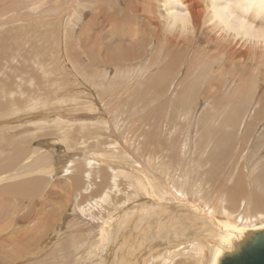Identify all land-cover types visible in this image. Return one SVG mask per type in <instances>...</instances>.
Masks as SVG:
<instances>
[{"label": "rangeland", "instance_id": "1", "mask_svg": "<svg viewBox=\"0 0 264 264\" xmlns=\"http://www.w3.org/2000/svg\"><path fill=\"white\" fill-rule=\"evenodd\" d=\"M124 4L123 0H0V166L12 158L15 149L22 146H25L29 151H33L36 146H42L55 156H52L54 171L51 174L47 176L27 175L7 180L4 182L5 186H1L6 187L18 179L23 181L35 176L42 179L43 176L45 177V188L35 192L34 197H25L19 192L9 193V195L0 194V211H2L0 213V242L11 240L17 228L32 230V234L44 229V237L41 236L37 243L34 241V245H23L22 249L13 250L12 260L1 264H164L163 261L165 264L168 261L167 264H174L175 261L180 264H201L194 261L196 259L189 253L182 251V248L191 245L194 239L197 242L195 234L201 232L200 227L203 228L200 221L196 218L194 221V218L187 217V212L181 209L180 211L174 203L166 205L167 209H161L167 210L165 213L158 211L155 213L156 215L143 214L142 216L141 214L144 212L143 207L147 208L150 201L147 195H143V192L139 191L141 190L140 184L136 183L134 168L139 165L141 169L143 165L146 168V163L148 166L147 161H151V158L153 160L155 158V162H153L161 165H158L161 168L160 170L154 168L155 173H152L148 167L143 169L148 172V175L150 174V181L161 180L159 174H162V169L169 177H180L182 174L180 178H184V176L187 179L191 178L189 180L192 183L200 184L203 188V191L201 190L202 192L197 196V201L203 202L202 197L207 198L205 206L211 202L209 206H212L216 211L215 207L217 204L221 205V195L224 193L222 183L225 182V177L229 178L230 176L225 191H230L235 185L242 186L244 190V193H241V202H237L233 209L244 210L246 214L249 212L250 215L256 213V216H258L257 214L264 216V203L259 207L252 205L250 201V199H255L264 202V188L261 185L264 182H261V178H259L260 174H264V120L259 123V126L253 123L244 128L248 121H253V111L258 108V104L261 108V103L257 104L256 102L257 83L254 82L252 88V104H248L245 108L243 105L242 108H235L238 104L235 101L238 100L232 95L234 84L231 75L235 74L234 72L229 77L227 76L230 73L227 76L224 73V77H221L225 79H221L223 86L226 85L222 91L219 89L213 96L204 93L201 88L206 85V81L209 79L207 76H213V74H209L211 69H208V72L205 71L203 51L191 46L190 58L186 65L189 66L194 60L196 67L201 65L205 72L203 80L206 83H203V80L200 83L197 82L199 85L195 91L186 92L188 100L182 97L183 92L181 94L178 92L179 90L174 91L177 95L173 93L174 96L170 103L167 99V96H170V94H166L168 86L173 82H182L183 80L185 69L180 68L182 65L180 63L178 68H175L164 81V86L151 82L154 81L151 79L149 81L151 83H148L149 87L143 89V86L139 87L142 81L139 79L135 85V91L139 92L134 94L123 92L122 89L125 86L123 83L126 80L130 83L131 79L125 76L117 77L119 73L116 74L115 69L119 64H111L110 59L107 60L105 55L106 47L111 44V38L114 37L113 31L114 33L117 31L111 30V26L112 29H116L115 27L120 29L121 24L115 22L128 19ZM129 15L134 19V28L139 30L140 35L143 25L140 27L139 24L144 22L143 19L141 20L134 9L129 11ZM143 37L147 42L152 40L146 33H143ZM96 41L98 42L96 43ZM141 46H144L145 53L151 49L145 43L134 47L140 48ZM112 51V53L115 51L120 53L116 49ZM167 51L166 55L169 56V51ZM109 53L111 55V50ZM161 53L163 51L160 48H153L152 58ZM197 54L200 55V58H197ZM149 55L132 62H125L122 66L125 68L137 65L141 68L145 67L144 60L147 61ZM151 71L156 73L157 67L152 68ZM214 75H218V73ZM118 80L119 82L122 80L121 85ZM217 81H219L218 78L215 79V82ZM109 84L113 90L111 87L108 88ZM179 93L182 96H178ZM185 100L188 105H185ZM180 102H183L184 105ZM228 102L233 105H227ZM236 109L241 110L243 116L238 130L243 128L242 136L246 134L245 130L250 136L247 139L242 137V140L235 141L232 150H229L230 154L221 160L219 153H216L220 148V142L217 141L218 130H213L214 134L209 136L203 134V130L207 128V124L204 123L205 114L207 115L209 111L208 113H213L217 119V122L210 123L212 129L216 123L221 122L223 114L227 115L232 111L231 117L236 116L234 114ZM213 116L212 118H214ZM258 118L255 122L258 121ZM202 120L204 122H201ZM170 131L171 133H169ZM163 134L165 136H162ZM128 139L129 142H126ZM6 140L8 141L6 142ZM113 140L118 145H108V143H113ZM131 143L137 148L133 149ZM96 144L98 145L96 146ZM110 145L115 146L111 147ZM225 146L221 142L223 149ZM133 150L140 157H137ZM99 153H103V156ZM108 153L109 155H104ZM155 154L158 157H155ZM97 155L101 158H98ZM167 156L170 157L167 158ZM171 156L173 157L171 158ZM175 156L176 158H174ZM92 157L95 159L93 162L91 161ZM218 157L220 158L219 167L211 171V165ZM103 164L104 166H102ZM133 166L135 167L132 168ZM127 168L133 173V176ZM13 169L14 167H9L10 171ZM178 170L181 172L179 173ZM190 170L191 172H189ZM185 173L193 175L190 177ZM183 174L185 175L183 176ZM127 177H133V180L128 181L132 178ZM206 177H211L210 181L213 179L214 182H209ZM157 178L158 180H156ZM218 178L220 179L219 183ZM81 180L82 182H79ZM206 184H209L208 187L211 189L207 188ZM230 186L232 187L230 188ZM119 190L124 193L121 195ZM137 194L141 195L137 197ZM132 197L135 199L134 201ZM118 205L122 207L119 208ZM135 207L138 208L134 209ZM169 207H172V211L176 214ZM250 208L251 211H249ZM238 211L235 212V215L239 214ZM131 212L132 215H130ZM162 212L166 214H163V217ZM120 218L122 221H119ZM133 218L134 220H132ZM157 220L162 223V228ZM120 222L122 223L120 224ZM180 228L184 231L179 230ZM162 231L164 235L161 237ZM176 232L180 236L181 232L188 234L185 242H179L174 237L178 235ZM23 241L18 242V245ZM181 243L183 247L179 246ZM177 249L178 251H176ZM178 262L177 264H179Z\"/></svg>", "mask_w": 264, "mask_h": 264}, {"label": "bare ground", "instance_id": "2", "mask_svg": "<svg viewBox=\"0 0 264 264\" xmlns=\"http://www.w3.org/2000/svg\"><path fill=\"white\" fill-rule=\"evenodd\" d=\"M123 1L125 3L124 4L125 10H127L126 17L128 19L126 21H119V20L116 21L115 20L116 21L115 23L121 24V26H119L120 29L118 27H115L116 29H112V26H111V30H115V31L117 30V31H116V33H114V31H113L112 35L114 37L111 38V42H110L112 45L109 44V46L106 47V55H105L107 60L110 59L109 62L111 64H114V65L119 64V66L116 67V69H115V73L116 74L119 73L117 75V77L122 78V76H125V77L131 79L130 83H128V80H126V82L123 83V85L125 84V86L122 89L123 92H129L130 94L136 93L138 90L135 91L136 90L135 85L139 82L138 81L139 79L142 80L139 87L143 86V89H146V87L148 86V83H151V82H154L157 85L161 84L162 86H164L165 85L164 81L167 79L168 76H170V74L175 70V68H178L177 66L180 63V64H182L180 68L185 69L184 76L182 78L183 80H182V82H180V81L179 82H177V81L173 82L168 86V91L166 94L167 95L170 94V96L169 97L167 96V99H168V102L170 103L171 100L173 99L172 96H174V94H176V92L174 93V91L179 90L178 92H180V93L183 92V96L180 95V93L178 94V96L180 95L184 99L188 100V94L186 92H189V90L191 92L195 91V89H197L196 87L199 85L197 82L200 83L205 77V72H204L203 68L201 67V65L196 67L195 60L192 63H190L189 66L186 65V62L190 58V47L193 46L195 48L202 50L204 53L205 71H207L208 69H211V70H209V74H213V76H216V77H213L210 75L207 76L209 78L206 81L207 83L204 82V80H203V83H206L204 88H201L204 93H208L210 96H213L218 92L219 89H221V91H222L226 85L223 86V81H221V79H224V78H221V77L222 76L224 77V75H223L224 73H226V76L228 73H230L227 76V77H229L232 74V72H234L236 75L233 74V75H231L233 78H231V77L230 78L232 79V82L234 84V85L232 84L233 85L232 86V88H233L232 89V92H233L232 95L234 97H236V99L238 100V101H235L238 103L235 108L241 107L242 105L245 108V106H247L248 104H252V101H251V97H253L252 96V93H253L252 88H253L254 82L257 83L256 102H257V104L259 102L261 103V108L259 107V104H258V108H255L253 111V115H254L253 121L252 122L248 121L246 123V126H244V128H247L248 126H250L253 123H255V125L259 126V123H261V121L264 120V115H263L264 112L262 114V111H264V0H137V3H136V0H123ZM133 9L138 14V16L141 17V20L143 19V21H144L142 24H139L140 27H141V25H143L142 26V33H140V35H139V30L134 28V26H135L134 19H132L131 16L129 15V11H131ZM169 9H174V11H169ZM119 24H116V25H119ZM143 33L148 34L149 38L152 40L147 42L145 40V38L143 37ZM97 42L98 41H96V43ZM144 43L146 45H149L151 48L148 53L144 52L145 51L144 46H141L140 48L134 47V46L142 45ZM114 48L117 51H120V53H116V51L114 53H112L113 52L112 50H115ZM153 48H160V50H162L163 53H161L157 57L152 58L153 57ZM110 50H111V55L109 53ZM166 51L169 53V56L166 55ZM147 54H150L151 56L149 55V58L147 61H145L143 59L144 62H146L145 67L141 68V67H138V65H137L136 67L125 68L122 66V64L125 62H132L135 59L145 57ZM199 56L200 55L197 54V58H200ZM201 58H202V56H201ZM102 60H104V59H102ZM150 62H152V63H150ZM103 63H105V62H103ZM141 63H142V60H141ZM207 64H209V65H207ZM137 67H138V70L136 71ZM154 67H157L156 73H153L154 70L151 71V69ZM107 70H105V71H107ZM111 70H112V68H111ZM147 73H149V74L146 75ZM216 73H218V75H214ZM216 78H218L219 81L215 82ZM151 79L154 81H151ZM121 81L122 80H120V82ZM149 81H151V82H149ZM118 82H119V80H118ZM120 82H119V84L121 85ZM102 83H101V85H102ZM103 85H105V84H103ZM110 87L112 88L111 84H109L108 88H110ZM226 88H229V87H226ZM112 90H113V88H112ZM180 90H182V91H180ZM191 92H190V94H191ZM180 103L183 104V102H180ZM184 103H185V105L186 104L188 105V102H186V100ZM227 105L232 106L233 103L228 102ZM235 111H236V113H234V114H236V116L234 115L231 117L232 111L229 113L226 112L227 115L223 114L221 116V122H220L221 124L216 123V125L212 129H211L210 123H212L214 121L217 122V119H216V117L213 116V113L209 114L208 113L209 111H208L207 115L205 114V122L203 120L201 121V122H204L205 124H207V128L204 127L205 129L203 130V134L205 136L206 135L209 136L211 134H214L213 130L214 131L216 129L218 130L217 133L219 135H218L217 141H218V143L220 142V148L218 147L219 152H216V153L217 154L219 153L218 155L221 158V160L230 154L229 150L231 148H233V143L235 141L242 140V137H244V139H247V137L250 136V135L249 136L247 135V130H245L246 134L243 136H242V134H244V132L242 133L243 128H240V130H238V127H240V124L242 122L241 119L243 116L241 115V110L236 109ZM212 116L214 118H212ZM260 116H261V119H259ZM202 117H204V116L202 115ZM257 117H259L258 121L255 122ZM117 121H119V120H117ZM158 123H159V121H158ZM164 124H167V123H164ZM163 127H164V125H163ZM168 130L169 129L167 128V132H168ZM95 132H94V135H95ZM181 132H182V130H181ZM169 133H171V131ZM146 134H148V133H146ZM154 134H155V132H154ZM156 135H158V134H156ZM173 135H174V133H173ZM162 136H165V135L163 134ZM96 137H97V134H96ZM134 140H136V139H134ZM134 140H133V143H134ZM137 140H139V139H137ZM160 140H161V138H160ZM7 141L8 140H6V142ZM123 141H125V140H123ZM156 141H157V139H156ZM126 142H129V139H128V141L126 140ZM221 142H223L224 146H225V144H227V146H225L224 149L221 147ZM133 143H131L132 147H134ZM152 143H153V140H152ZM171 143H174V142H171ZM39 144H41V143L39 142ZM109 144H111V145L116 144V142L114 143V140H113V143H108V145ZM125 144H127V143H125ZM142 144H143V142H142ZM97 145L98 144H96V146ZM116 145H118V143ZM161 145L162 144H160V146ZM114 146L115 145H113L111 147H114ZM160 146H158V147H160ZM165 146H167V145H165ZM105 147L107 148V145ZM139 147H141V146H139ZM161 147L163 148V146H161ZM168 147H169V145H168ZM135 148H137V147H134L133 149H135ZM97 149H98V147H97ZM175 149H177V148H175ZM30 150H32V149L30 148ZM139 150H140V148H139ZM158 150H159V148H158ZM158 150H156V151L158 152ZM131 152H132V150H131ZM133 152H134V150H133ZM144 152H146V151L144 150ZM94 153H96V152H94ZM51 154L52 153L50 151H47V149L46 148L44 149L42 146L34 147L33 151L27 150L25 146H22L20 148L15 149L14 155L12 156V158H10V160H8L6 163L1 164V166H0V187L5 186L4 182L7 180H14V179H17V178H20L23 176H27V175H32V174H34V175L35 174L36 175H46V176L51 174L54 171L53 170V164H52V156L53 155H51ZM96 154H98V153H96ZM99 154H101V153H99ZM161 154H163L162 151H161ZM104 155H109V153L104 154ZM152 155H154V154H152ZM178 155H181V154H178ZM101 156H103V153L101 154ZM126 156H128V155H126ZM130 156L131 155H129L128 157H130ZM136 156H137V154H136ZM147 156H146V158H147ZM53 157H55V156H53ZM97 157H98V155H97ZM137 157H140V156H137ZM155 157H158V155H156ZM168 157H170V156H167V158ZM172 157L173 156H171V158ZM219 157L215 160V163L213 161V163L211 165L212 166L211 171H213V170L217 169V167H219L218 166L219 160H220ZM93 158L94 157H92V160H91L92 162H93V160H95ZM98 158H101V157L99 156ZM174 158H176V156ZM112 159H114V158H112ZM124 159H125V157H124ZM141 160H144V159H141ZM154 160H155V158H154ZM154 160L151 158V161H147L149 163L148 166L146 163V168L147 167L150 168V171L152 173L156 172L154 170V168L157 170L158 169L160 170V168H161V167H158L159 164L154 163L155 162ZM156 160H157V158H156ZM176 160H178V159H176ZM108 162H109V160H108ZM152 162L154 163V166H153ZM101 163H103V162H101ZM133 163H135V162H133ZM160 163H162V162H160ZM171 163L173 164V162H171ZM174 163H176V162H174ZM106 164H108V163H106ZM98 165L100 167L99 163H98ZM17 166H19V167H17ZM102 166H104V164ZM159 166H161V165H159ZM9 167H14V169L12 171H10ZM134 167L135 166H133L132 168H134ZM139 167H140V165L137 166L136 168H134L135 169L134 173L136 174L135 178L137 179V182H136V180H135V182L137 184H140V187L139 186L138 187L141 190H139L138 188L137 189L139 191H142L143 195H147V197L149 198V201H150V204L146 206L147 208L143 207L144 212L142 211L143 212V213H141L142 216H143V214L144 215H147V214L151 215V214H155L158 211L159 212L164 211L161 209L162 208L164 209L165 206L168 205L169 203H171L172 205L174 203V205H176V207H179V210L181 209V210L187 212V217L194 218V221L196 218L198 221H200L202 223L204 230H202L203 228L200 227L201 232H198L196 234L194 233L195 237H197V239H198L197 242L194 239V241L192 242L191 245L189 244V246L187 245L184 247H183L182 243L180 245L178 244L179 246L183 247L182 248L183 252L189 253L190 256H192L196 259L194 261L200 262L201 264H219V262L223 258V256H225L227 253L233 251L236 248V245L238 242L242 241L251 232H253L255 230H262L264 228V216L263 215L257 214L258 216H256L255 212H254L255 215H250V214H248L249 212L246 214L244 212V210L240 211V209H239V211H238L237 209L236 210L233 209L236 206L237 202H239V203L241 202V200H242L241 193H244V190H243L242 186L235 185L233 187L230 186V188L231 187L232 188L230 189V191L226 192L225 187L227 185L226 184L227 181H229V178H231L230 176H229V178H227V177L224 178L225 182L222 183V190H224V193L222 195L220 194L221 195V205L217 204L215 207L216 211H214L212 206H209L211 202L208 203L209 204L208 206H205L206 199H207L206 197H205L206 199H204V197H202V199H201V200H204L205 203H204V201L203 202L197 201V196L203 191V188L201 187L200 184L192 183V181H190L191 178L188 177L190 180L185 178L184 175L186 173L183 174L184 178H180V177H182V174L180 177H178V176L177 177H172V176L169 177L166 175V173L162 169V172L161 171L160 172L164 176H161L162 174L161 175L159 174V177L161 178V180H158V178H157L156 180H158V181L152 182L149 179L150 174L148 175V172L143 170V169H146V168H144V165H143V167L141 165L142 169ZM163 167H164V164H163ZM94 168L95 167H93V169ZM122 169L124 170V168H122ZM128 169L129 168H127V170ZM15 170H16V172H15ZM191 170L189 172H191ZM185 171L187 172V170H185ZM103 172H105V171H103ZM128 172H130V171L128 170ZM175 172H174V174H175ZM178 172L180 173L181 170L180 171L178 170ZM182 172H184V171H182ZM130 173H132V172H130ZM201 173H204V172H201ZM90 175H91V173H90ZM186 175L191 177L193 174L192 175L186 174ZM86 176H87V174H86ZM132 176H133V173H132ZM165 177H166L167 181L165 180ZM127 178H132L128 181L133 180V177H127ZM127 178H125V179H127ZM210 178H207V179H209V182H211V181L214 182L213 179L210 181ZM259 178H261V180H260L261 182H264V174L263 175L260 174ZM44 179H45L44 176H43V179L37 178L36 176L33 178L23 180V181H21L22 179L21 180L18 179V181H14V182L10 183L9 185H7L6 187H1L0 188V192H1L0 194L1 195H9V193L12 194L14 192H19L20 194H22L25 197H34L35 192L39 191L42 188L43 189L45 188V180ZM153 179H155V178H153ZM75 180H77V179H75ZM217 181L219 183L220 179L218 178ZM79 182H82V180ZM203 183H204V181H203ZM129 185H131V184H129ZM261 185L264 188V183H261ZM132 186H133V184H132ZM206 186H207V188H209L208 187L209 184L208 185L206 184ZM212 186H215V185H212ZM134 188H136V187H134ZM209 189H211V188H209ZM211 192H212V190H211ZM120 193H121V191H120ZM122 193H124V191H122ZM122 193H121V195H122ZM255 193H258V192L255 191ZM37 194H39V193H37ZM139 195H141V194H139ZM139 195L137 197H139ZM217 195H218V197H220L218 193H217ZM132 196H133V194H132ZM107 197H109V196L107 195ZM211 197H213V195ZM253 197H251V198H253ZM122 198H124V197H122ZM1 199H3V198H1ZM134 200L135 199L133 198V201ZM262 200H263V198H262ZM129 201H127V202H129ZM250 201H251L252 205L259 206V207H261L262 204L264 203L263 201L261 202V201L255 200V199H250ZM109 203H110V201H109ZM216 203H217V201H216ZM123 204L125 205V203H123ZM144 205H146V204H144ZM107 206H108V204H107ZM120 206H119V208H120ZM263 206H264V204H263ZM104 207H106V206L104 205ZM237 207H238V205H237ZM111 208L114 209V207H111ZM137 208L135 207L134 209H137ZM107 209H108V207H107ZM165 209H167V208H165ZM170 209L172 211V207ZM175 210H177V208H175ZM117 211L119 212V210H117ZM166 211L167 210H165L164 213ZM237 211L239 214L235 215L236 214L235 212H237ZM249 211H251V208ZM0 213H2V211H0ZM135 213H136V211L134 212V214ZM164 213L162 212V217H163ZM173 213L176 214V212H173ZM138 214H139V212H138ZM168 214H170V213H168ZM251 214H253V213H251ZM130 215H132V212ZM130 215H127V216L130 217ZM164 215H166V214H164ZM43 218H45V217H43ZM255 218H258V219H255ZM127 219H128V217H127ZM146 219H147V217H146ZM124 220H125V218L123 219V221ZM132 220H134V218ZM137 220H138V218H137ZM159 220H157V223H159L158 222ZM163 220H164V218H163ZM119 221H122V219L120 218ZM178 222H179V220H178ZM40 223H41V220H40ZM110 223H112V222H110ZM121 223L122 222H120V224ZM130 223H132V221ZM183 224H185V223H183ZM35 225H37V223H35ZM123 225H124V223H123ZM159 225L162 228V223H159ZM173 225H175V224L173 223ZM114 226H115V224H114ZM160 226H159V228H160ZM192 226H194V225H192ZM186 227H182V228H186ZM190 227H191V225H190ZM21 228L20 229L17 228L15 230V235H17V236L13 235V238L11 240H8V242H3V241L0 242V256H1L0 264L5 262V261L12 260L11 255H12L13 250L22 249L24 247L23 245H25V246L34 245L33 244L34 241L37 243L39 241V238H41V236L44 237V229L39 230L37 233L32 234L31 233L32 230H26V229L23 230ZM156 229H157V227H156ZM166 229H168V228H166ZM161 230H163V229H161ZM179 230L182 231L183 229L180 228ZM106 231H107V229H106ZM110 231H112V230H110ZM110 231H108V232L110 233ZM185 232H186V230H185ZM109 233H107V234H109ZM176 234H178V233L176 232ZM158 235H160V234H158ZM163 235H164V232L161 235V237ZM166 235H168V234H166ZM187 235H188L187 233L181 232V236L178 234L177 236H174V237H176V239L179 242L180 241L185 242ZM96 238H97V236H96ZM102 240H103V238H102ZM20 241H23V243L18 245V242H20ZM100 243L102 244V242H100ZM100 243H99V247L101 246ZM3 244H4V246H3ZM102 245H104V244H102ZM178 245H176V247ZM176 251H178V249ZM2 260H4V261H2ZM167 261H168V258H167ZM175 262H174V264H175ZM177 262H176V264H177ZM163 263L165 264L164 261H163ZM167 263H169V261ZM178 263L180 264V262H178Z\"/></svg>", "mask_w": 264, "mask_h": 264}, {"label": "water", "instance_id": "3", "mask_svg": "<svg viewBox=\"0 0 264 264\" xmlns=\"http://www.w3.org/2000/svg\"><path fill=\"white\" fill-rule=\"evenodd\" d=\"M219 264H264V228L248 234Z\"/></svg>", "mask_w": 264, "mask_h": 264}, {"label": "clouds", "instance_id": "4", "mask_svg": "<svg viewBox=\"0 0 264 264\" xmlns=\"http://www.w3.org/2000/svg\"><path fill=\"white\" fill-rule=\"evenodd\" d=\"M169 11H174V9H169Z\"/></svg>", "mask_w": 264, "mask_h": 264}]
</instances>
